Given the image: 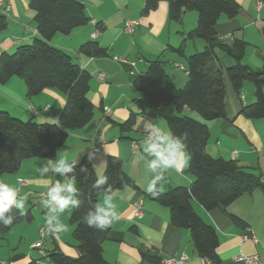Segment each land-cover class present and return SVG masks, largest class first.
I'll list each match as a JSON object with an SVG mask.
<instances>
[{
	"label": "crops",
	"instance_id": "0c3cea01",
	"mask_svg": "<svg viewBox=\"0 0 264 264\" xmlns=\"http://www.w3.org/2000/svg\"><path fill=\"white\" fill-rule=\"evenodd\" d=\"M0 1L10 5L7 26L0 31V53L14 51L18 45L28 44L33 38L39 37L34 12L29 7L30 0ZM236 1L240 6L238 14L233 18L221 15L216 31L227 42L234 38L246 42L242 61L258 73L264 94L263 0ZM83 2L89 22L72 29L67 35L56 33L49 43L62 49L89 73L87 97L94 106V113L84 127L69 132L66 142L57 149L52 161L55 162L62 156L67 162L77 161L82 155H86L96 174L100 176L104 171L105 157L117 156L122 160L123 170L138 187H124L112 193L98 195V210H108L109 204L113 206L111 211L114 214L109 215V237L102 244L103 257L109 264H152L142 262L140 251H148L158 258H178L184 254L185 264H204V259L193 248L189 231L172 226L168 207L147 195L150 187L165 191L176 185L189 186L193 176L187 172L188 157L183 148V166L178 164L173 168L157 167L155 170L149 167V162L154 157L144 151L146 144L151 142L148 135L155 129L170 132L163 119H151L144 115V105L139 102L141 93L132 83L134 77L144 73L150 61L160 60L171 82L178 88L184 86L187 80L185 57L204 47L201 38L187 36L196 26L197 13L193 10L185 11L179 21H170L166 1H160L155 10L145 15L141 14L143 0ZM129 20L136 22L131 32L124 29ZM94 30L97 34L92 38ZM89 40H94L105 48L106 56L88 57L77 53L79 45ZM180 45L183 46V55L175 51ZM218 55L224 69L233 63L226 54L218 52ZM225 89V117L205 121L209 130L206 151L214 157L236 160L244 168L260 175L264 183V118L249 119L239 114L243 105L255 101L254 85L246 81L240 91L236 92L225 76ZM57 94L54 88H46L36 96L27 97L24 81L12 76L0 84V110L21 120L56 123L65 102L64 96ZM30 107L36 113H32ZM104 108L109 109V115L104 114ZM184 113L192 116L188 109ZM130 115H134L131 129L121 131L118 124ZM44 168H48V171H37ZM17 179L22 180L20 187ZM0 183L16 188L18 201L27 197L23 210L30 211L27 209L31 195L48 193L57 181L49 160L34 157L23 160L15 174H1ZM59 183L69 184L73 180L64 178ZM40 198L49 199L48 196ZM105 198H109L107 203ZM138 200H141L140 213L136 215ZM190 203L194 212L217 232L220 264H240L234 260L240 254L263 253L264 198L260 189L240 195L225 209L206 210L194 198ZM53 206L46 204L48 213L53 212ZM71 207L57 211L52 218H48L43 212V225L50 221L59 228V232L56 236H45L38 247L34 246L37 242L33 240L25 241L23 233L18 234L17 240L13 238L15 235H9L18 224L6 234L0 235V264H27L31 261L33 264H50L44 253L54 246L64 254L76 257L77 241L72 237L73 225L68 220ZM62 212L68 215L66 218L64 215V227H67L68 221V231H71L74 239L72 244L67 242L72 240L69 239V234L61 235L63 228L57 223ZM228 213L238 216L245 224L232 223ZM32 220L33 215L30 221ZM20 224L19 226H23L25 222ZM23 243L25 251L21 250ZM15 255L19 256L14 258Z\"/></svg>",
	"mask_w": 264,
	"mask_h": 264
},
{
	"label": "trees",
	"instance_id": "16d2710c",
	"mask_svg": "<svg viewBox=\"0 0 264 264\" xmlns=\"http://www.w3.org/2000/svg\"><path fill=\"white\" fill-rule=\"evenodd\" d=\"M160 1L167 2L170 21H179L185 11H196V26L187 36L201 38L204 47L185 57L187 80L181 88L171 82L160 60L150 61L144 73L133 78V86L141 93L139 102L144 105V115L166 122L171 140L186 151L187 172L193 176L189 186L176 185L165 191L153 188L147 195L168 207L172 226L189 231L190 241L200 257L211 264H220L217 232L194 212L190 200L196 199L206 210L225 209L240 195L255 189H260L264 198V183L260 175L236 160L214 157L206 151L209 130L205 121L225 117V76L236 92L246 81L254 85L255 101L239 110V114L249 119L264 118V94L258 73L242 61L246 42L240 38L227 42L216 31L221 15L233 18L238 14L240 6L236 0H143L141 14L155 10ZM29 7L34 12L39 37L18 45L12 53H0V84L17 76L24 81L27 97L36 96L46 88H55L64 94L65 102L56 123L23 121L0 110V175L15 174L22 161L28 158L54 159L69 132L84 127L94 113V106L87 97L89 73L62 49L49 43L56 33L67 35L89 22L83 0H30ZM6 26L7 16L0 13V31ZM175 51L183 55V46ZM218 52L226 54L233 63L224 69ZM77 53L88 57L107 54L94 40L79 45ZM185 109L195 112L200 119L185 114ZM133 123L134 115H130L118 125L121 131H128ZM82 167L87 171H81ZM64 178H71L77 189L73 196L78 206L72 205L68 220L73 225L72 237L77 241L78 255L68 256L54 246L45 251L44 257L50 264H109L103 257L102 244L109 237L111 217H106L108 223L105 225L98 221L89 224L92 216L104 215L97 208L98 195L124 187H138L123 170L122 160L111 155L105 157L100 176L89 158L82 155L75 161L72 172H55L57 182ZM104 178V183H96ZM228 215L232 223L245 224L238 216ZM7 219H11V223L5 225ZM31 219L30 211L22 212L11 205L0 218V235ZM140 254L142 262L158 264L161 260L148 251H140Z\"/></svg>",
	"mask_w": 264,
	"mask_h": 264
},
{
	"label": "clouds",
	"instance_id": "9594fccd",
	"mask_svg": "<svg viewBox=\"0 0 264 264\" xmlns=\"http://www.w3.org/2000/svg\"><path fill=\"white\" fill-rule=\"evenodd\" d=\"M148 139L151 141L150 143L146 144V147L144 148V151L152 155L154 158L149 162V167L155 170L157 167H176L179 165H184V159L182 158V146L177 143L173 142L170 139V134L167 132H163L160 129H155L154 132L148 137ZM49 164L53 167L55 172H59L61 174L69 173L73 171V165L75 164V161L72 162V164L67 163V159L65 157L59 158L57 161L53 162L52 160H49ZM37 171L41 172H47L48 168L44 169H37ZM81 171H87L86 168L82 167ZM105 179H99L97 180V184H102L105 182ZM77 189L74 187L73 183L69 184H61L57 182L54 186H52L48 190V200L43 201L44 204L47 205H53L52 211H63L66 208L77 205L78 201L73 198V193H75ZM149 192H151V187L148 189ZM154 195L156 193H153ZM27 197H24L21 200H17V189L14 187H10L7 184L0 183V218H2V214L9 210V207L13 204L16 205L17 208L23 209L25 204L24 200H26ZM109 198H105V203L108 202ZM112 205H108V210H105L104 208H100L99 211L104 213L103 216L101 215H95L92 216L89 220V224H91L93 221H98L100 225H105L108 223V220L106 219L107 216L113 215L111 209ZM50 222V221H49ZM5 225H8L11 223V219H7L4 221Z\"/></svg>",
	"mask_w": 264,
	"mask_h": 264
},
{
	"label": "rangeland",
	"instance_id": "374dc122",
	"mask_svg": "<svg viewBox=\"0 0 264 264\" xmlns=\"http://www.w3.org/2000/svg\"><path fill=\"white\" fill-rule=\"evenodd\" d=\"M193 14H196L195 12H192ZM13 51L7 52V53H12ZM53 89V88H51ZM54 91H56V93H58L57 95H60V97H63L64 94L62 92H60L59 90L54 88ZM65 100V99H64ZM192 116L194 118L200 119V117L193 111H191ZM13 116V115H11ZM15 117V116H13ZM18 118V117H16ZM28 119H25L23 121H27ZM41 193V192H40ZM40 193L37 195L35 193H33L30 197V203H29V207L27 210H30V212L33 215V220L30 222H25V224H23V226H19V224L17 226H15L14 230L11 232V234L9 235H15V237L13 236V238H15L17 240V236H19L18 234L23 233V239H25V241L27 240H33L34 242H40L39 246L42 244V241L45 237H41L40 235V231L42 229V227H44L46 224L43 225V212L46 213L48 218H52L57 214V211H53L51 212H47V208H46V204L43 203V201H45V199H41ZM20 211L25 212L26 210L20 209ZM63 215H61L60 220H58V225L61 227V229L63 228V231L61 233V235H66L69 234V239H72L69 242V244H72L71 241H74V239L71 237V231H68L69 229V225H68V221H67V227H64V215L65 218L68 216L67 213H63ZM23 223V222H22ZM21 225V224H20ZM23 227V229L21 228ZM21 229V230H19ZM19 231V232H18ZM47 237V236H46ZM35 244V243H34ZM25 244L23 243L21 246V250L24 249ZM45 249L47 248V243H45L44 245ZM26 249H24L23 251H25Z\"/></svg>",
	"mask_w": 264,
	"mask_h": 264
},
{
	"label": "built area",
	"instance_id": "2783aa9c",
	"mask_svg": "<svg viewBox=\"0 0 264 264\" xmlns=\"http://www.w3.org/2000/svg\"><path fill=\"white\" fill-rule=\"evenodd\" d=\"M262 4H264V0L261 2ZM10 10V5L8 3H4L2 1H0V13H4L6 16L8 14ZM134 24H136L135 21L133 20H129L125 23L124 25V29L127 32H131L133 30V26ZM97 34V31L94 30L91 33V37L94 38ZM101 75V74H100ZM30 110L32 113H36V110L33 107H30ZM105 115H109V109L108 108H104L103 110ZM150 135H148L149 137ZM18 181V187L21 186L22 184V180L21 179H17ZM47 193L42 192L40 193V197H47ZM54 205V202H53ZM141 205V200H138L136 202V206H137V211H136V215H139V207ZM59 232V228L52 224L51 222H47L46 225L44 227H42L41 231H40V235L41 237H45V236H56L57 233ZM40 244V242H37L34 244L35 247H38ZM184 259H185V255L181 254L178 258L176 257H172V256H167L164 258H161L160 262L158 264H185L184 263ZM235 261L239 262L240 264H264V250L262 254H257V253H253V254H240L238 256H236L234 258ZM204 264H211L208 260L204 259Z\"/></svg>",
	"mask_w": 264,
	"mask_h": 264
}]
</instances>
